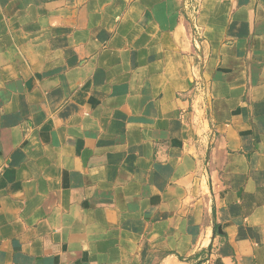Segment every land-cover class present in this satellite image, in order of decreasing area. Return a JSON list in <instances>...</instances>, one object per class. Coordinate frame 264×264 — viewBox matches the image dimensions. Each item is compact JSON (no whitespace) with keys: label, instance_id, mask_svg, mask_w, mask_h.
Returning a JSON list of instances; mask_svg holds the SVG:
<instances>
[{"label":"crops","instance_id":"crops-1","mask_svg":"<svg viewBox=\"0 0 264 264\" xmlns=\"http://www.w3.org/2000/svg\"><path fill=\"white\" fill-rule=\"evenodd\" d=\"M0 0V264H264V0Z\"/></svg>","mask_w":264,"mask_h":264},{"label":"built area","instance_id":"built-area-1","mask_svg":"<svg viewBox=\"0 0 264 264\" xmlns=\"http://www.w3.org/2000/svg\"><path fill=\"white\" fill-rule=\"evenodd\" d=\"M199 3L200 0H185V9L189 12L190 22L193 26L194 33H196V38L199 36V29L196 26V19L200 9Z\"/></svg>","mask_w":264,"mask_h":264}]
</instances>
